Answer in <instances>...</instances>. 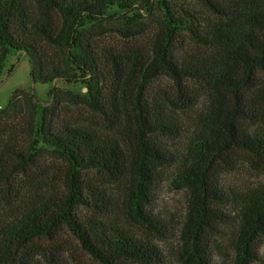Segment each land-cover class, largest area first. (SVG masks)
<instances>
[{
  "label": "trees",
  "instance_id": "16d2710c",
  "mask_svg": "<svg viewBox=\"0 0 264 264\" xmlns=\"http://www.w3.org/2000/svg\"><path fill=\"white\" fill-rule=\"evenodd\" d=\"M118 15L123 44L104 28ZM18 53L34 83L60 85L49 104L19 88L0 107V264H43L35 239L66 231L98 264H163L126 218L177 234L193 264L221 234L240 264L256 259L264 182L221 177L239 158L264 169V0H0V75ZM79 106L113 133L70 119ZM164 175L186 194L177 227L148 210Z\"/></svg>",
  "mask_w": 264,
  "mask_h": 264
},
{
  "label": "rangeland",
  "instance_id": "374dc122",
  "mask_svg": "<svg viewBox=\"0 0 264 264\" xmlns=\"http://www.w3.org/2000/svg\"><path fill=\"white\" fill-rule=\"evenodd\" d=\"M123 16L118 15L116 20H112L105 25L107 36H111L119 44L127 42L125 38L120 37L118 33L111 32L120 27L124 21ZM138 29V28H137ZM135 33V31H131ZM149 33L145 34L148 36ZM13 67V68H12ZM12 68L11 72L9 70ZM31 63L29 57L25 53L12 55L6 65L4 73L0 75V107H5L16 89L24 88L31 89L44 105L49 104V91L54 86H59L60 83H34L31 78ZM162 86H171V80L160 78L157 84ZM70 89L69 87H66ZM74 91L81 90L79 87H72ZM73 121L88 125L99 133L112 134L110 124L100 115L92 112L88 107L79 106L71 109L67 114ZM188 113H179L178 117L181 123L188 122ZM48 162L60 165L61 161L57 158L49 157ZM222 183L227 187H253L264 182V169L256 168L247 160L239 158L233 169L221 177ZM109 192L114 193L115 187L107 185ZM154 202L148 209L155 215L160 217L172 218L173 226L177 227L176 221L180 220L181 214L184 211L186 201L185 192L178 188L171 180L169 175H164L160 183L156 187ZM13 214L12 211L9 212ZM120 223L126 225L139 238L148 239L152 244L157 245L162 252L163 264H193V256L197 254H185L181 248L177 234H168L166 238L153 236L143 228L138 221L134 219H121ZM233 234H221L214 242V253L209 264H240L238 253L234 252L231 245ZM36 244L47 249V254L38 253L35 260L43 264H49L48 257H54L57 264H98L92 256H90L80 245L79 241L66 231L52 239H35ZM256 259L247 264H264V241L258 243L256 250ZM183 254V256L181 255ZM46 256V257H45Z\"/></svg>",
  "mask_w": 264,
  "mask_h": 264
}]
</instances>
